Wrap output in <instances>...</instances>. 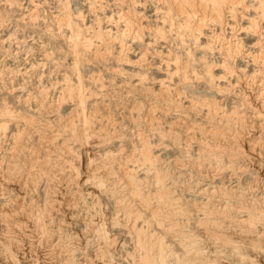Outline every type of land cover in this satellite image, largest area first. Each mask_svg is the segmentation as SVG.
<instances>
[{"label": "rangeland", "instance_id": "rangeland-1", "mask_svg": "<svg viewBox=\"0 0 264 264\" xmlns=\"http://www.w3.org/2000/svg\"><path fill=\"white\" fill-rule=\"evenodd\" d=\"M84 42L89 43V50L83 49ZM178 58L179 60H177ZM206 64L212 66L213 81L211 84L206 77ZM221 65L225 68L223 67V69ZM226 67H229V71H233L232 80L228 77V72H224ZM132 72L135 75L131 74ZM245 72L248 74L251 72V75L244 74ZM263 72L264 0H0V264H86L88 259H94L93 264H104L103 259L97 253L102 249L106 258L108 257L107 264L111 262L114 264V261L117 262L115 264H136L137 261L139 264L140 257L145 252L149 254L147 264H153L155 256L158 255L157 249L160 244L158 241H161L164 248L163 264H187L183 259H186L188 254L184 251V246L179 244V238L190 234L192 236L188 237L198 240V245H201L199 249L203 250H201L203 256L207 255L206 257L202 256L206 258L207 264H213L215 261L217 263L222 254L224 257L230 255V251L227 254L222 238L232 236L231 238L235 239L237 235L234 232L239 231L236 228L232 234L227 231L228 236L224 234L225 231H223L224 233H217L218 230L215 232V229L218 228L214 229L212 224L217 219H207L203 211L200 210L201 206L197 205L205 206L208 202V196L202 191L207 182H214V185L226 186V188L236 187L238 184L243 187L251 186L264 190V176L262 175L264 174V167H262L264 165V147L262 146L264 138L261 139L262 141L260 140L262 143L259 142L260 145L256 146L257 149L262 147L263 151L260 150L262 155L258 154L252 157L254 160L249 156L252 155L249 154L250 151H247L250 142L246 144L247 141L243 140V137L252 138L254 133L259 135L261 128L263 132L260 136L264 134ZM182 73L186 74L188 83H184L182 80ZM253 74H256L257 77L256 75L253 77ZM139 77L144 78L145 84L133 89L135 79ZM158 78L166 82V88L167 91L169 90V97L173 103V108L170 111H165L166 116L162 115L163 117L158 110L163 106V108H167L168 104L165 101H155L153 98L160 91L157 81L154 80ZM42 88H46L43 90L44 93L40 92ZM192 88L194 90H191ZM248 89L251 91L249 92ZM151 91L153 92L151 93ZM241 93H245L244 97ZM252 95L253 97H251ZM80 96L82 97L80 98ZM191 99L193 107L188 102ZM193 99H196V102ZM151 101L156 102L157 106L160 105L158 108L156 106L157 109L154 110L156 112L153 113L158 117L157 119L155 117L154 122L164 136L162 139L157 129H148L144 120V115L148 113L147 110L153 104ZM205 102L207 104H201ZM206 109H211L210 111L213 112H208ZM72 110H75L76 114ZM248 110L251 111V114L252 111L262 113L258 124L249 120L248 117L251 114ZM89 112L96 114L97 118L94 117L92 121L96 125L97 131H103L104 135H96L98 137L96 138L93 137L95 132L90 133L92 136H87L88 140L85 142L82 139L87 137L77 136L74 131L83 124L82 116H78V114L89 115ZM233 112L244 114L248 120L245 129L241 128L240 142L237 143L242 146L235 145L238 151L244 155L242 157L246 155L247 159L242 158L248 160L245 161L246 165L250 161L248 167L246 165L245 168L244 166L239 167L240 163L238 164L235 159L232 160L230 157L231 161L222 152L218 156H222L219 158V163L196 156L199 134L197 131L191 130L194 129L193 127L187 129L186 121L192 124V120H195V123H199L201 120V123L203 121L206 124L201 116L204 117L207 113L212 118L215 116L213 119L215 123L218 121L222 123L226 116L234 114ZM72 113L74 116L71 115ZM192 113L196 115L189 116ZM226 113L227 115L224 116ZM58 117L63 119V121L60 119L62 123ZM195 117L198 119L197 122V119H192ZM66 118H70V120L67 119L68 124H66ZM176 119L181 120L178 122ZM170 121L174 126L176 123L178 124L176 127L173 126L176 128L175 131L177 130L176 134L183 136L181 132L187 133L190 141L186 137H180L176 141L172 139L166 132L169 123L171 124ZM233 121L234 123H231L234 125V130L240 131L239 123ZM181 122L182 126L185 125L183 131L179 129ZM75 127L76 129H74ZM222 131L224 132L220 128L218 133L221 134ZM191 135L194 136L192 139ZM142 137L149 140L150 152L156 157L154 166L149 165V161L144 162L140 156ZM16 138L21 141H18V146L15 145ZM81 141L83 143H80ZM220 142L223 144L220 143L215 148L225 150V148L230 149L233 146L225 143V140ZM165 144L169 146H165ZM62 145L68 147L61 148ZM12 148L17 156L19 154L17 160L15 156L11 158L9 156V152L13 151ZM31 149L40 162H44H42L44 169L30 164L29 152ZM243 150L248 153L246 154ZM39 152L41 153L39 154ZM69 153L70 155H68ZM173 159L175 161L179 159L183 164L178 160L174 162ZM205 160H208V163ZM259 161H263V164ZM235 163L236 165H233ZM254 163H258L257 167ZM218 164L220 165L218 166ZM8 165H17V168L18 165L22 166L16 170V167ZM23 165L27 168H23ZM120 165L127 167L136 178L138 183L136 194L129 191L125 179L119 172ZM251 166L252 168H250ZM109 167L112 170H107ZM12 174H22L19 178L21 187L25 186L24 189L22 187L19 190V187H16ZM94 174L96 176H92ZM102 175L103 177L107 176L108 179L102 178ZM27 176L31 178L29 179ZM198 176H202V179ZM221 177H224L223 180ZM254 177L258 179H254ZM209 179L212 180L209 181ZM198 181L200 184H197ZM115 183L117 186H114ZM119 183L120 185H118ZM197 185L198 187H196ZM121 187L123 189H120ZM23 190L25 191L23 192ZM115 190L119 193L118 197L113 193ZM103 191L105 192L103 193ZM166 192L167 195L168 193L172 194L169 195L171 200L176 198L173 201L179 203L178 207L186 213H182L184 217L180 213L176 215L171 210L168 211L169 209L162 207L160 197ZM255 192L253 191V193ZM123 193L124 195H120ZM19 194L23 197L18 201L15 197ZM115 197L116 199H125L126 203L129 201V205H126L132 209L136 217V231L125 226L128 225L125 221L126 214L122 208L116 206ZM135 198L143 200L141 205ZM191 202H194V205L196 202L195 209ZM230 202H233L232 198ZM90 205L93 206V210H91L92 207H89ZM87 206L90 208L89 210ZM197 212L199 213L197 214ZM29 213L31 215H28ZM188 214L189 216H187ZM194 220L197 224L194 223ZM122 222L125 224L123 225ZM226 222L222 223L221 230H228L229 223L227 225ZM126 229H129V232ZM168 229L170 230L168 231ZM130 230L133 234L130 233ZM230 230L233 231L232 228ZM138 232H140L139 237L136 235ZM233 235L236 236L233 238ZM103 237L109 239L114 237L112 240L115 239V241L110 245L111 253L108 251L110 247L102 246ZM139 238L143 248L138 245ZM217 240L221 243H218ZM235 240L239 241V238L237 237ZM66 248H70L69 251ZM106 248L108 253L105 251ZM112 255L113 257H111ZM87 256L88 259H85ZM68 257H72L70 259L73 260L72 263L68 261ZM96 259L100 260V263Z\"/></svg>", "mask_w": 264, "mask_h": 264}, {"label": "bare ground", "instance_id": "bare-ground-1", "mask_svg": "<svg viewBox=\"0 0 264 264\" xmlns=\"http://www.w3.org/2000/svg\"><path fill=\"white\" fill-rule=\"evenodd\" d=\"M248 2V1H247ZM71 21V20H70ZM71 30H72V28H71ZM76 30V29H75ZM72 32H73V30H72ZM206 34V33H205ZM111 35V34H110ZM73 36H74V34H73ZM81 36H82V34H81ZM102 37V36H101ZM73 39V38H72ZM103 41H104V39H103ZM107 41V40H106ZM105 41V42H106ZM104 42V43H105ZM107 43V42H106ZM209 44V43H208ZM110 45V44H109ZM105 47V46H104ZM121 47V46H120ZM145 47V46H144ZM89 48H90V45H89V43H86V42H84L83 43V49L84 50H89ZM106 48H107V45H106ZM203 48V47H202ZM205 49V48H204ZM203 49V50H204ZM249 50V49H248ZM251 51V50H250ZM164 53V52H163ZM190 53V52H189ZM245 53V52H244ZM239 54V53H238ZM243 54V53H242ZM248 55V54H247ZM123 57V56H122ZM124 57H126V56H124ZM211 57V56H210ZM214 57V56H213ZM199 58H200V56H199ZM202 58V57H201ZM207 58H208V56H207ZM131 59V58H130ZM225 59V58H224ZM230 59V58H229ZM177 60H179V58L177 59ZM194 60V59H193ZM204 60H206L207 61V59H204ZM211 60V59H210ZM76 61V60H75ZM118 61V60H117ZM131 61V60H130ZM143 61V60H142ZM213 61H215L214 59H213ZM226 61V60H225ZM224 61V62H225ZM231 61V60H230ZM258 61V60H257ZM215 62H217V61H215ZM214 62V63H215ZM258 63H259V61H258ZM204 64V63H203ZM212 64V63H211ZM219 64V63H218ZM222 64V63H221ZM237 64V63H236ZM261 64V63H260ZM176 65H177V63H176ZM183 65V64H182ZM192 65H194V64H192ZM191 65V66H192ZM207 65V64H206ZM235 65V64H234ZM195 66V65H194ZM222 66V65H221ZM226 66V65H225ZM228 66V65H227ZM232 66V65H231ZM159 67V66H158ZM212 67V66H211ZM210 67V65H207V68H206V77H207V79L209 80V84H211L212 83V81H213V79H212V76H213V74H212V71H211V68ZM224 66H222V68H223ZM230 67V66H229ZM229 67H226L227 69L229 68ZM236 67V66H235ZM234 67V68H235ZM183 68V67H182ZM225 68V67H224ZM223 68V69H224ZM237 68H238V65H237ZM237 68H235V69H237ZM243 69H244V67H242ZM241 68V69H242ZM246 68V67H245ZM227 69H225V71L224 72H228V77L229 78H231V80L233 79V74H232V72H231V70L229 71V69L227 70ZM231 69V68H230ZM233 69V68H232ZM240 68H239V70H241ZM242 69V70H243ZM255 69V68H254ZM258 69V68H257ZM245 70V69H244ZM243 70V71H244ZM260 70V69H259ZM231 72V73H230ZM247 72V71H246ZM244 73V74H247V75H249L248 73ZM254 72V71H253ZM258 72V71H257ZM134 72H132L131 74H133ZM192 73H193V70H192ZM198 73V72H197ZM242 73V72H241ZM259 73H261L260 71H259ZM264 73V72H263ZM262 73V74H263ZM133 75H135V74H133ZM138 75V74H137ZM137 75H136V77H137ZM251 75V74H250ZM256 75V74H255ZM255 75L253 74V77H255ZM264 75V74H263ZM246 76V75H245ZM153 77V76H152ZM159 77V76H158ZM215 77H216V75H215ZM220 77H221V75H220ZM256 77H257V75H256ZM133 78V77H132ZM156 78V77H155ZM181 78H182V80L184 81V83H188V78H187V76H186V74L185 73H182L181 74ZM214 78V77H213ZM226 78V77H225ZM237 78H240V77H237ZM242 78V77H241ZM263 79H264V77H263ZM146 80V79H145ZM153 80V79H152ZM155 81H157V85L160 87V91L158 92V94H156V96H153V98L155 99V101H165V103L166 104H168V106H167V108H163V107H161L162 109H160V110H158L159 111V114H161V117H163V116H166V113H165V111L167 112L168 110L170 111L171 110V108H173V103L171 102V100H170V98L171 97H169V93H168V91H167V85H166V82L164 81V80H160L159 78L158 79H154ZM230 80V79H229ZM182 81V82H183ZM242 81V80H241ZM253 81H255V79H253ZM58 82V81H57ZM151 82V81H150ZM169 82V81H168ZM238 82V81H237ZM260 82H261V80H260ZM152 83V82H151ZM155 83V82H154ZM253 83V82H252ZM261 83H263V82H261ZM145 84V81H144V78H141V77H139V78H137V79H135V82H134V84H133V89H135L134 87H142L143 85ZM255 84H256V82L254 83V86H255ZM258 84V83H257ZM260 84V83H259ZM176 85V84H175ZM219 85V84H218ZM252 85V84H251ZM261 85V84H260ZM61 86V85H60ZM169 86V85H168ZM233 86V85H232ZM243 86V85H242ZM253 86V85H252ZM257 86V85H256ZM64 87V86H63ZM103 87V86H102ZM146 87H148V86H146ZM185 87L187 88V86H186V84H185ZM185 87H184V89H185ZM188 87H190V86H188ZM258 87V86H257ZM37 88V87H36ZM150 88V87H149ZM163 88H166V89H163ZM182 88V87H181ZM261 88V87H260ZM262 88H263V86H262ZM44 89H46V88H44ZM43 88L41 89V91L40 92H42L43 90H44ZM131 89V88H130ZM139 89V88H138ZM153 89V88H152ZM175 89H176V87H175ZM190 89V88H189ZM219 89V88H218ZM225 89V88H224ZM232 89V88H231ZM254 89V88H253ZM264 89V88H263ZM141 90V89H140ZM181 90V89H180ZM191 90H194L193 88L191 89ZM229 90V89H228ZM249 90V89H248ZM256 90V89H255ZM258 90V89H257ZM82 91V90H81ZM81 91H80V93H81ZM134 91V90H133ZM147 91V90H146ZM145 91V92H146ZM149 91V90H148ZM175 91V90H174ZM196 91V90H195ZM247 91V90H246ZM251 90H249V92H250ZM253 91V90H252ZM262 91V90H261ZM153 91H151V93H152ZM193 93H194V91H192ZM197 92V91H196ZM231 92V91H230ZM244 92H245V90H244ZM262 92H264V91H262ZM261 92V93H262ZM43 93H44V91H43ZM42 93V94H43ZM45 93H47L46 91H45ZM75 93V92H74ZM141 93V92H140ZM188 93V92H187ZM191 93V92H190ZM85 94V93H84ZM107 94V93H106ZM125 94V93H124ZM149 94H150V92H149ZM178 94V93H177ZM176 94V95H177ZM180 94V93H179ZM195 94V93H194ZM240 94V93H239ZM238 94V95H239ZM242 94V93H241ZM243 94H245V93H243ZM242 94V95H243ZM247 94H249V93H247ZM251 94H252V92H251ZM258 94V93H257ZM81 95V94H80ZM150 95H152V94H150ZM212 95V94H211ZM236 95V94H235ZM255 95V94H254ZM263 95V94H262ZM45 96V95H44ZM83 96V95H82ZM82 96H80V98L82 97ZM85 96V95H84ZM112 96V95H111ZM139 96V95H138ZM175 96V95H174ZM185 96V95H184ZM183 96V97H184ZM257 96V95H256ZM264 96V95H263ZM190 97V96H189ZM188 97V98H189ZM243 97H244V95H243ZM242 96H241V98H243ZM250 97V96H249ZM251 97H253V95L251 96ZM260 97V96H259ZM259 97H257V98H259ZM28 98V97H27ZM37 99H38V97H36ZM67 98V97H66ZM174 98V97H173ZM192 98V97H191ZM246 98L248 99V97L246 96ZM33 99V98H32ZM43 100H44V98H42ZM75 99H77V98H75ZM74 99V100H75ZM133 99V98H132ZM181 99V98H180ZM250 99V98H249ZM43 100H41L42 102H43ZM172 100H174V99H172ZM176 100V99H175ZM185 100H186V98H185ZM194 100V99H193ZM196 100V99H195ZM194 100V101H195ZM241 100V99H240ZM243 100V99H242ZM35 101V100H34ZM36 101H38V100H36ZM76 101V100H75ZM84 101V100H83ZM130 101V100H129ZM197 101H199V100H197ZM244 101V100H243ZM77 102V101H76ZM79 102H80V100H79ZM78 102V103H79ZM82 102V101H81ZM122 102V101H121ZM152 102V101H151ZM157 102V103H158ZM176 102V101H175ZM189 103H190V106H192L193 105V101H192V99L191 100H189L188 101ZM196 102V101H195ZM203 102V101H202ZM255 102V101H254ZM44 103H45V100H44ZM43 103V104H44ZM47 103H48V101H47ZM96 103V102H95ZM98 103V102H97ZM106 103V102H105ZM153 104L151 105L150 103V109H148L147 110V114H145L144 115V117H145V123L147 124V126H148V129H150V130H156L157 129V132L160 134V138L162 139V136H163V134L162 133H160L161 132V130L160 129H158L157 128V126H156V124H155V122H154V120H156L158 117H156L155 115V113H153V112H156V111H154V110H156L157 108H158V106H160V105H156V102H152ZM162 103V102H161ZM177 103H178V101H177ZM210 103V102H209ZM242 103V102H241ZM36 104V103H35ZM38 104V103H37ZM36 104V105H37ZM42 104V103H41ZM42 104V105H43ZM55 104V103H54ZM82 104V103H81ZM155 104V105H154ZM159 104V103H158ZM179 104V103H178ZM201 104H207L206 102L205 103H201ZM243 104H244V102H243ZM246 104H249V103H246ZM79 105V104H78ZM128 105V104H127ZM196 105V104H195ZM194 105V106H195ZM50 106V105H49ZM80 106H82V105H80ZM83 106H84V103H83ZM86 106V105H85ZM96 106H97V104H96ZM133 106V105H132ZM156 106H157V108H156ZM189 106V107H190ZM216 106H217V104H216ZM74 107H76V106H74ZM139 107H141V106H139ZM178 107V106H177ZM193 107V106H192ZM213 107V106H212ZM221 107V106H220ZM219 107V108H220ZM234 107V106H233ZM232 107V108H233ZM236 107V106H235ZM251 107V106H250ZM254 107V106H253ZM48 108V107H47ZM78 108H79V106H78ZM84 108V107H83ZM133 108V107H132ZM188 108V107H187ZM191 108V107H190ZM197 108V107H196ZM209 108V107H208ZM222 108V107H221ZM224 108V107H223ZM243 108V107H242ZM255 108V107H254ZM56 109V108H55ZM72 109H73V107H72ZM75 109V108H74ZM81 109H82V107H81ZM145 109V108H144ZM174 109H175V107H174ZM174 109H172V110H174ZM216 109V108H215ZM225 109V108H224ZM257 109H259V108H257ZM45 110V109H44ZM71 110V109H70ZM131 110V109H130ZM141 110V109H140ZM180 110V112H181V108L179 109ZM186 110H191V109H186ZM196 110V109H195ZM208 112H211L210 110L211 109H206ZM233 110H234V108H233ZM232 110V111H233ZM247 110V109H246ZM80 111V110H79ZM78 111V112H79ZM83 111V110H82ZM86 111H89V110H87L86 109ZM131 111H133V109L131 110ZM135 111V110H134ZM194 111V110H193ZM199 111V110H198ZM243 111V110H242ZM241 111V112H242ZM249 112H250V114H251V111L250 110H248ZM260 111V110H259ZM72 112H74V114H76L75 113V110L73 111L72 110ZM94 112V111H93ZM136 112V111H135ZM183 112V111H182ZM192 112V111H191ZM213 112V111H212ZM211 112V113H212ZM245 112V111H244ZM243 112V113H244ZM263 112H264V110H263ZM9 113V112H8ZM71 113V112H70ZM90 113V112H89ZM88 113V114H89ZM98 113V112H97ZM169 113V112H168ZM185 113H187V112H185ZM202 113V112H201ZM229 113H230V110H229ZM234 113V112H233ZM246 113V112H245ZM81 113H79L78 114V116H82L81 117V120L83 121V124H82V126L80 125V128H78L77 126V129L78 130H76V131H74L75 132V134H77V136H80V137H87V136H89V135H91L90 133H93V132H95V133H93V137H96V138H98L97 136H103L104 135V133L102 134V132H99V131H97V128H96V125H94V123H93V118L96 116V114H89V115H85L86 113H83V114H81ZM144 114V113H143ZM143 114H142V116H143ZM182 114V113H181ZM190 114V113H189ZM195 114V113H194ZM193 113L191 114V115H189V116H191L192 117V115H194ZM196 114H197V112H196ZM195 114V115H196ZM224 114V113H223ZM262 114V113H261ZM261 114L260 113H258V111L257 112H253L252 111V114L248 117L249 118V120H251V122H253V123H257V122H259L260 120V117H262L261 116ZM71 115H73V113L71 114ZM112 115V114H111ZM163 115V116H162ZM183 115H185V114H183ZM182 115V116H183ZM200 115V114H199ZM210 114H208L207 115V113H206V116H201L204 120H205V122H206V124L205 123H203V121H202V123H201V120H200V122L199 123H195L194 121L195 120H192V122H191V120H190V122L192 123V124H190L189 123V121H186V119H184L185 121H186V128L188 129V128H194V129H191V130H193L194 132L195 131H197L198 132V134H199V140H198V142H197V155L196 156H199V157H201L202 159L203 158H207V159H209L210 161L211 160H214V161H216L217 163H219L220 162V159L219 158H222V156L221 157H218L219 155H220V153L222 152V153H224L226 156H227V158H229L230 160H231V158H232V160L233 159H235L237 162H238V164H239V167H243L244 166V168H245V165H246V162L245 161H248V160H243L242 158H245L246 157V155H245V157H242V156H244L243 154H241V152L240 151H238V148L236 147L237 145H239L240 147L242 146L241 144H237L238 142H240L239 141V139H240V137H241V132H242V129H245V124L247 123V117L244 115V114H239V113H234V114H230V115H227V113L224 115V116H226V118L224 119V118H222V119H224V121L221 123L220 121H218V122H220V123H218V122H214V120L213 119H215L214 117L212 118L211 116H209ZM214 115V114H213ZM246 115H247V113H246ZM62 116V115H61ZM64 116V115H63ZM74 116V115H73ZM76 116V115H75ZM97 116H99V115H97ZM140 116V115H139ZM138 116V117H139ZM159 116V115H158ZM178 116H180V115H178ZM197 116H198V114H197ZM68 117V116H67ZM71 117V116H70ZM141 117V116H140ZM155 117H156V119H155ZM185 117V116H184ZM187 117V116H186ZM190 117V118H191ZM220 118H221V116H219ZM59 118V121H61L60 119H62V118H60V117H58ZM80 118V117H79ZM95 118H97V117H95ZM135 118H137V117H135ZM183 118V117H182ZM67 119H69L70 120V118H66V121H67ZM163 119V118H162ZM165 119V118H164ZM179 119V118H178ZM189 119V118H188ZM192 119H197L196 117L195 118H192ZM219 119V118H218ZM72 120V119H71ZM80 120V119H79ZM80 120V121H81ZM103 120V119H102ZM167 120V119H166ZM177 120V119H176ZM181 120V119H180ZM180 120L178 121V122H180ZM221 120V119H220ZM233 120H235V122H238L239 124H238V126L240 127V131L239 130H234V125L232 124V123H234V121ZM62 121H63V119H62ZM62 121H61V123H62ZM64 121H65V116H64ZM73 121V120H72ZM96 121V120H95ZM138 121V120H137ZM158 121V120H157ZM160 121H161V119H160ZM164 121V120H163ZM168 121V120H167ZM198 121V119L196 120V122ZM217 121V120H216ZM159 122V121H158ZM157 122V123H158ZM166 124H167V122L166 121H164ZM171 122V121H170ZM183 122V121H182ZM182 122H181V124H180V126H181V128H179L181 131H183V127L185 126V125H183L182 126ZM232 122V123H231ZM57 123V122H56ZM65 123V122H64ZM63 123V124H64ZM82 123V122H81ZM160 123H162V122H160ZM165 123H163L164 125H165ZM169 123V122H168ZM187 123H189V125H187ZM66 124H68V121H67V123ZM69 124H72V123H69ZM159 124V123H158ZM171 124H173V122H171ZM171 124L169 123V126L167 127V129H166V132H168V134H169V136L172 138V139H174L175 141L176 140H178L180 137H186L187 139H189V137H188V134L187 133H182L181 132V134L183 135V136H180V135H178V134H176V131H175V129L176 128H174V127H176L178 124L176 123V126H174V124L171 126ZM235 124H237V123H235ZM251 124V123H250ZM258 124V123H257ZM31 125V124H30ZM161 125V124H160ZM1 126V125H0ZM64 126H65V124H64ZM67 126V125H66ZM73 126V125H72ZM159 126V125H158ZM174 126V127H173ZM74 127V126H73ZM72 127V128H73ZM76 127L74 128V129H76ZM166 127V126H165ZM238 127V128H239ZM250 127V126H249ZM263 127V126H262ZM2 128V127H1ZM24 128V127H23ZM65 128V127H64ZM71 128V127H70ZM220 128H222V130H224V132L223 133H218V130L220 129ZM96 129V130H95ZM165 129V128H164ZM260 129V128H259ZM258 129V130H259ZM4 130V129H3ZM28 130V129H27ZM234 130V131H233ZM26 131V130H25ZM164 131V130H163ZM185 131V130H184ZM193 131H189V132H193ZM51 132V131H50ZM77 132V133H76ZM165 132V131H164ZM246 132V131H245ZM254 132H255V130H254ZM253 132V133H254ZM262 132H263V130H262V128H261V130H260V134H262ZM15 133V132H14ZM108 133V132H107ZM144 133V132H143ZM179 133V132H178ZM94 134H95V136H94ZM162 134V135H161ZM189 134H191V133H189ZM249 134V133H248ZM256 133H254V135L252 136V138H249V139H246V138H244L243 136V140H245V141H247V143L246 144H248V142H250L249 143V145H248V149H247V151H250V153L249 154H252V155H249V156H251V158L252 157H254V156H256V155H258V154H261L260 152L261 151H263V149H261L262 147H258L259 149H257V145H260V144H258L259 142H261L262 140V138H264V134L263 135H261L260 136V134L259 135H255ZM25 135V134H24ZM51 135V134H50ZM97 135V136H96ZM165 135H167V134H165ZM194 135H196V133H194ZM22 136V135H21ZM92 136V135H91ZM105 136H106V134H105ZM13 137H14V134H13ZM15 137H16V135H15ZM23 137V136H22ZM90 137V136H89ZM110 137V136H109ZM111 137H113L112 135H111ZM110 137V138H111ZM164 137V136H163ZM194 137V136H193ZM192 137V135H191V139L193 138ZM17 138H18V136H17ZM16 138V146H18V141L19 142H21L20 140H18ZM101 138H103V137H101ZM108 138V137H107ZM198 138V137H197ZM34 139V138H33ZM81 139V138H80ZM105 139V138H104ZM104 139H103V141H104ZM187 139H186V141H187ZM258 139V140H257ZM15 140V139H14ZM14 140H13V142H14ZM23 140V139H22ZM82 140H85V142L88 140V137L86 138V139H82ZM96 140H98V139H96ZM105 140H107V139H105ZM110 140V139H109ZM141 140H142V142H141V148H140V156H141V158L144 160V162L145 161H149V165L151 164V166H154V163H155V161H156V157L154 156V155H152V152H150V145H149V140H148V138H144V137H142L141 138ZM174 140H173V142H174ZM185 140V139H184ZM196 140V141H197ZM221 140H225L226 142L225 143H227L228 145H233L230 149H226L225 148V150H221V148L220 149H217V148H215L216 146H218L220 143H222V142H220ZM261 140V141H260ZM264 140V139H263ZM24 141V140H23ZM98 141H102V140H98ZM189 141H190V139H189ZM192 141V140H191ZM27 142V141H26ZM42 142V141H41ZM44 142V141H43ZM59 142V141H58ZM66 142V141H65ZM106 142V141H105ZM183 142H185V141H183ZM56 143V142H55ZM68 143V142H67ZM67 143H65V144H67ZM80 143H83L82 141L80 142ZM177 143V142H176ZM224 143V144H225ZM245 143V142H244ZM262 143V142H261ZM36 144V143H35ZM47 144V143H46ZM58 144V143H57ZM62 144H63V140H62ZM96 144V143H95ZM178 144V143H177ZM186 144V143H185ZM223 144V143H222ZM226 144V145H227ZM27 145V144H26ZM168 144H165V146H167ZM179 145V144H178ZM236 145V146H235ZM12 146V145H11ZM40 146V145H39ZM63 146H66V145H62L61 146V148H63ZM169 146V145H168ZM244 146V145H243ZM263 147H264V145H262ZM35 147V146H34ZM42 147V146H41ZM66 147H68V146H66ZM222 147V146H221ZM38 148V147H37ZM51 148V147H50ZM244 148V147H243ZM27 149V148H26ZM35 149V148H34ZM42 149V148H41ZM66 149V148H65ZM183 149H185L186 150V148H183ZM240 150H241V148H239ZM12 150H13V148H12ZM37 150V149H36ZM184 150V151H185ZM191 150H193V149H191ZM261 150V151H260ZM18 151V150H17ZM43 151H45V150H43ZM48 151V150H47ZM60 151V150H59ZM62 151V150H61ZM244 151V150H243ZM7 152V151H6ZM24 152V151H23ZM67 152V151H66ZM107 152V151H106ZM245 153H246V151H244ZM264 152V151H263ZM10 153V158L11 157H14L15 156V158H16V160H17V158L19 157V154H18V156H17V154H16V152H15V150H13V151H11V152H9ZM41 152H39V154H40ZM45 153V152H44ZM50 153V152H49ZM63 153H64V151H63ZM243 153V152H242ZM244 153V154H245ZM248 153V152H247ZM246 153V154H247ZM29 158H30V164H34V165H36V167H38V168H43V161H41L40 162V160L38 159V157L35 155V152L34 151H32V149H31V151L29 152ZM112 154V153H111ZM59 155V154H58ZM65 155V154H64ZM67 155V154H66ZM68 155H70V153L68 154ZM223 155V154H222ZM262 155V154H261ZM17 156V157H16ZM187 156V155H186ZM193 156V155H192ZM194 156H195V154H194ZM248 156V157H249ZM70 157V156H69ZM175 157V156H174ZM218 157V158H217ZM223 157H224V155H223ZM231 157V158H230ZM261 157V156H260ZM4 158V157H3ZM15 158H14V160H15ZM22 158H24V157H22ZM70 158H72V157H70ZM73 158H74V156H73ZM104 158V157H103ZM117 158V157H116ZM139 158V157H138ZM175 158H177V157H175ZM195 158H197V157H195ZM13 159V158H12ZM25 159V158H24ZM50 159V158H49ZM66 159V158H65ZM102 159V158H101ZM111 159V158H110ZM245 159H247V158H245ZM250 159V158H249ZM253 160H254V158H252ZM251 159V160H252ZM257 159V158H256ZM261 159V158H260ZM14 160H12V161H14ZM47 160V159H46ZM179 161V159H176V161ZM223 160V159H222ZM231 160V161H232ZM252 160V161H253ZM258 160V159H257ZM264 160V159H263ZM27 161H29V160H27ZM50 161V160H49ZM107 161V160H106ZM108 161H111V160H108ZM163 161V160H162ZM169 161V160H168ZM173 161L174 162H176L174 159H173ZM181 161V160H180ZM179 161V162H180ZM200 161H203V160H200ZM205 161H207V163H208V160H205ZM229 161V160H228ZM256 161V160H255ZM261 161V160H260ZM259 161V162H260ZM15 162V161H14ZM43 162V163H42ZM115 162V161H114ZM198 162V161H197ZM224 162V161H223ZM223 162H221V164L223 163ZM234 162V161H233ZM232 162V163H233ZM250 162V161H249ZM248 162V163H249ZM258 162V163H259ZM263 162V161H262ZM262 162H260L261 164H263ZM8 163V162H7ZM7 163H6V165H7ZM17 163V162H16ZM46 163V162H45ZM49 163V162H48ZM47 163V164H48ZM76 163V162H75ZM125 163V162H124ZM173 163V162H172ZM171 163V164H172ZM180 163H182L183 164V162H180ZM199 163V162H198ZM202 163H204V162H202ZM228 163V162H227ZM248 163H247V167H248ZM251 163H253V162H251ZM257 163V164H258ZM9 164H10V162H9ZM11 164H12V162H11ZM26 164V163H25ZM29 164V165H30ZM59 164V163H58ZM61 164V163H60ZM101 164V163H100ZM107 164H109V163H107ZM113 164V163H112ZM115 164V163H114ZM170 164V165H171ZM175 164V163H174ZM182 164H180V165H182ZM195 164V163H194ZM193 164V165H194ZM226 164V163H225ZM255 164V163H254ZM257 164H255L256 166L255 167H257ZM15 165V164H14ZM28 165V166H29ZM33 165V166H34ZM126 165V164H125ZM165 165H166V163H165ZM177 165H179V164H177ZM196 165V164H195ZM205 165V164H204ZM220 164H218V166H219ZM223 165V164H222ZM233 165H236V163L235 164H233ZM232 165V166H233ZM251 165V164H250ZM9 166V165H8ZM12 166V165H11ZM11 166H9V167H11ZM17 166V165H16ZM16 166H12V167H16ZM22 165H20V167H21ZM62 166H63V164H62ZM76 166V165H75ZM78 166V165H77ZM107 166H109V165H107ZM160 166V165H159ZM202 166V165H201ZM217 166V165H216ZM224 166V165H223ZM228 166V165H227ZM232 166H231V168H232ZM252 166H253V164H252ZM252 166L250 167V168H252ZM260 166V165H259ZM19 167V165H18V168H20ZM45 167V166H44ZM57 167H58V165H57ZM111 167V166H110ZM108 168L107 170H112V168ZM181 167V166H180ZM192 167V166H191ZM194 167V166H193ZM203 167V166H202ZM201 167V168H202ZM206 168H208L207 166H205ZM226 167V166H225ZM234 167V166H233ZM237 167H238V165H237ZM261 167V166H260ZM262 167H264V165L262 166ZM17 167H16V170L18 169ZM23 168H27V166H25L24 167V165H23ZM48 168V167H47ZM63 168V167H62ZM119 168V172L121 173V176H123V178L125 179L124 181L127 183V185H128V189H129V191L131 192V193H133V194H136V192H137V185H138V183H137V180H136V178L134 177V175L133 174H131L130 172H129V170H128V168L127 167H125V166H119L118 167ZM173 168V167H172ZM199 168V167H198ZM204 168V167H203ZM210 168V167H209ZM211 168H212V165H211ZM216 168V167H215ZM222 169L224 168V167H221ZM230 168V167H229ZM235 168H236V166H235ZM234 168V169H235ZM44 169V168H43ZM45 169H46V167H45ZM50 169H51V167H50ZM50 169H49V171H50ZM105 169V168H104ZM170 169V168H169ZM194 169V168H193ZM195 169H197L196 167H195ZM194 169V170H195ZM221 169V170H222ZM239 169V168H238ZM258 169H259V167L257 168V171H258ZM263 169V168H262ZM31 170V169H30ZM200 170V169H199ZM208 170V169H207ZM220 170V169H219ZM231 170V169H230ZM240 170V169H239ZM245 170V169H244ZM248 170V169H247ZM47 171V170H46ZM65 171V170H64ZM106 171V170H105ZM197 171V170H196ZM202 171H203V169H202ZM216 171V170H215ZM233 171V170H232ZM236 171H237V169H236ZM260 171V170H259ZM175 172V171H174ZM177 172V171H176ZM191 172H193V171H191ZM204 172V171H203ZM221 172V171H220ZM235 172V171H234ZM262 172V171H261ZM34 173V172H33ZM111 173V172H110ZM190 173V172H189ZM199 173V172H198ZM219 173V172H218ZM263 173H264V171H263ZM17 174V173H16ZM14 175V174H12V175H14V179H15V184H16V187H19L18 189L20 190V188H22L23 187V189H24V187L25 186H22L21 187V180H20V178H19V176L21 175L22 176V174H19V175ZM28 174V173H27ZM50 174V173H49ZM49 174H47V175H49ZM97 174V173H96ZM175 174V173H174ZM194 174V173H193ZM201 174V173H200ZM214 174H215V172H214ZM230 174H231V172H230ZM26 175V174H25ZM104 175V174H103ZM103 175H102V178H107V176H104L103 177ZM176 175V174H175ZM178 175V174H177ZM188 175V174H187ZM191 175V174H190ZM203 175H205V174H203ZM202 175V176H203ZM207 175H209L208 173H207ZM206 175V176H207ZM263 176H264V174H262ZM30 176V175H29ZM33 176V175H32ZM92 176H96L95 174L94 175H92ZM100 176V175H99ZM189 176V175H188ZM193 176V175H192ZM202 176H198V177H201V179H202ZM214 176V175H213ZM227 176V175H226ZM230 176V175H229ZM228 176V177H229ZM232 176H233V174H232ZM235 176V175H234ZM252 176V175H251ZM256 176V175H255ZM258 176H260V175H258ZM13 177V176H12ZM28 177V176H27ZM26 177V178H27ZM37 177H39V176H37ZM36 177V179H38ZM49 177V176H48ZM171 177V176H170ZM197 177V176H196ZM195 177V178H196ZM204 177V176H203ZM208 177V176H207ZM29 178V177H28ZM27 178V179H28ZM31 178V177H30ZM29 178V179H30ZM93 178V177H92ZM105 178V179H106ZM122 178V179H123ZM189 178V177H188ZM209 178H211V177H209ZM222 178V177H221ZM220 178V179H221ZM224 178V177H223ZM223 178L221 179V180H223ZM23 179H25V178H23ZM108 179V178H107ZM191 179V178H190ZM193 179V178H192ZM198 179V178H197ZM201 179H200V181H201ZM205 179H207V178H205ZM254 179H258L257 177H254ZM33 180V179H32ZM110 180V179H109ZM187 180V179H186ZM194 180V179H193ZM192 180V181H193ZM210 180H212V179H209V181ZM217 180V179H216ZM220 180V181H221ZM233 180V179H232ZM247 180V179H246ZM29 181V180H28ZM31 181V180H30ZM37 181V180H36ZM103 181V180H102ZM117 181V180H116ZM192 181H191V183H192ZM200 181H198L199 183H197V184H200ZM218 181V180H217ZM230 181V180H229ZM251 181V180H250ZM254 181V180H253ZM258 181V180H257ZM35 182V181H34ZM33 182V183H34ZM93 182H94V179H93ZM118 182H120V181H118ZM187 182H188V180H187ZM205 182V181H204ZM216 182V181H215ZM225 182V181H224ZM117 183V182H116ZM116 183H115V185L114 186H117L116 185ZM125 183V184H126ZM164 183V182H163ZM190 183V182H189ZM191 183H190V185H191ZM214 182H207L206 184V187H205V189H202V191H203V193L204 194H206L207 196H208V202L207 201H205V202H207V204L205 205V202H204V205L205 206H202L201 204L200 205H197L196 204V202H195V205H194V202L192 203V205H194V209L196 208L195 206L197 205V206H201L200 207V210H202L203 211V214H204V216H206V218L207 219H217L215 222H213V220L212 221H210L211 223L213 222V224L212 225H214V229L215 228H218V229H215V232H216V230H218L217 231V233L218 232H223V231H225V233L224 234H226L227 235V231H230L231 233L230 234H232L236 229L239 231V232H234V234H236V235H233V238L235 237V239H237V237L239 238V241L238 240H235V239H232L231 237H228V238H226V237H224V238H222V239H224V242H225V249L227 250V254H228V251H230L229 253H230V255H228V256H226L225 255V257L223 256V254L221 255L220 253V259H219V257H218V262L217 263H213V264H264V190H259V189H255V188H253V187H243V186H240V185H238L237 184V186L236 187H231V188H229V187H227L226 188V186L225 187H223V186H216V185H214L213 184ZM217 183V182H216ZM260 183H261V181H260ZM263 183V182H262ZM24 184V183H23ZM110 184V183H109ZM112 184V183H111ZM122 184H124V183H122ZM187 184V183H186ZM186 184H184L185 186H186ZM194 184V183H193ZM192 184V185H193ZM196 184V183H195ZM218 184V183H217ZM221 184H222V182H221ZM233 184V183H232ZM235 184V183H234ZM257 184V183H256ZM93 185V184H92ZM96 185H97V183H96ZM107 185V184H106ZM118 185H120V183L118 184ZM224 185H226V184H224ZM254 185V184H253ZM263 185H264V183H263ZM15 186V185H14ZM98 186V185H97ZM129 186H130V188H129ZM195 186V185H194ZM202 186V185H201ZM228 186V185H227ZM258 186V185H257ZM33 187V186H32ZM122 187H125V186H123L122 185ZM120 188V189H123V188ZM127 187V186H126ZM191 187V186H190ZM196 187H198V185L196 186ZM203 187V186H202ZM255 187V186H254ZM263 187V186H262ZM168 188V187H167ZM187 188H189L188 186H187ZM193 188V187H192ZM229 188V189H228ZM253 188V189H252ZM28 189V188H27ZM100 189V188H99ZM116 189V188H115ZM196 189V188H195ZM200 189V190H201ZM264 189V188H263ZM22 190V189H21ZM102 190H103V188H102ZM111 190V189H110ZM168 190V189H167ZM170 190V189H169ZM173 190V189H172ZM186 190V189H185ZM190 190V189H189ZM25 190H23V192H24ZM116 191L117 190H115V192L113 191V193H115L116 194V197H118V195L117 194H119L118 193V191H117V193H116ZM120 191V190H119ZM186 191H188V190H186ZM198 191V190H197ZM201 191V192H202ZM253 191H256L255 193H253ZM23 192H21L20 191V193H23ZM102 192V191H101ZM105 191H103V193H104ZM111 192V191H110ZM126 192V191H125ZM170 192H171V190H170ZM173 192V191H172ZM200 192V191H199ZM198 192V193H199ZM200 192V193H201ZM107 193V192H106ZM120 193H121V191H120ZM25 194V193H24ZM138 194V193H137ZM174 194V193H173ZM21 194H19V195H17L15 198H16V200H20V198H22L23 196H20ZM114 195V194H113ZM120 195H124V193L123 194H120ZM131 195V194H130ZM169 195H170V193H168V195H167V192H166V194H163L161 197H160V202L163 204V206L162 207H165L166 209H169L168 211H172V212H174L176 215H177V213L179 214H181L182 216H183V214L185 213L184 211V213L182 212V208H179L178 206H179V203H177V202H174L173 200H175L176 198H172L173 200H171V198L169 197ZM172 195V194H171ZM170 195V196H171ZM205 195V196H206ZM34 196V195H33ZM45 196V195H44ZM115 196V195H114ZM136 196H138V195H136ZM47 197V196H46ZM88 197V196H87ZM116 197H115V199H116ZM127 198V197H126ZM231 198H232V200H233V202L231 203L230 201H231ZM94 199V198H93ZM114 199V198H113ZM121 199V198H120ZM116 199L115 200V203H117L116 204V206L117 207H119V208H122V210H123V212L126 214L125 216H126V219H125V221L128 223V225L126 224L125 226H129V229H133V230H137L136 229V227H137V225H136V217H135V215L133 214L134 212L132 211V209H130L126 204H128L129 203V201H128V203H126L127 201L125 200V199ZM178 199V198H177ZM49 200V199H48ZM129 200V199H128ZM135 200H137L138 201V203L141 205V202L143 201H141V198L139 199V198H135ZM155 200V199H154ZM21 201H22V199H21ZM93 201V200H92ZM91 201V202H92ZM176 201H178V200H176ZM193 201V200H192ZM100 203V202H99ZM92 204H94L93 202H92ZM199 204V203H198ZM129 205V204H128ZM181 205V204H180ZM134 206V205H133ZM88 207V206H87ZM90 208L92 207V209L91 210H93V206H89ZM88 207V210L90 209ZM186 207H188V206H186ZM8 208V207H7ZM98 208V207H97ZM114 208V207H113ZM39 209H40V207H39ZM45 210V209H44ZM102 210V209H101ZM184 210V209H183ZM198 210V209H197ZM199 210V211H200ZM194 211V210H193ZM192 211V212H193ZM196 211V210H195ZM86 212V211H85ZM89 212V211H88ZM189 212V211H188ZM201 212V211H200ZM36 213V212H35ZM35 213H33V214H35ZM171 213V212H170ZM183 213V214H182ZM190 213V212H189ZM199 212H197V214H198ZM139 214V213H138ZM186 214V213H185ZM194 214V213H193ZM28 215H31L30 213L28 214ZM89 215H90V213H89ZM116 215V214H115ZM164 215V214H163ZM163 215H162V217H163ZM13 216V215H12ZM92 216V215H91ZM186 216V215H185ZM187 216H189V214L187 215ZM186 216V217H187ZM201 216V215H200ZM199 216V217H200ZM86 217V216H85ZM87 217H89V216H87ZM170 217V216H169ZM184 217V216H183ZM20 218V217H19ZM95 218V217H94ZM120 218V217H119ZM167 218V217H166ZM189 218V217H188ZM188 218H186V220L188 219ZM201 218V217H200ZM9 219V218H8ZM165 219V218H164ZM190 219V218H189ZM188 219V220H189ZM84 220H85V218H84ZM92 220V219H91ZM90 220V221H91ZM99 220V219H98ZM168 220V219H167ZM203 220V219H202ZM102 221V220H101ZM177 221V220H176ZM195 221V220H194ZM201 221V220H200ZM207 221V220H206ZM205 221V222H206ZM227 221V222H226ZM21 222V221H20ZM95 222V221H94ZM99 222V221H98ZM180 222V221H179ZM199 222V221H198ZM203 222H204V220H203ZM202 222V223H203ZM208 222V221H207ZM225 223L226 222V224L227 223H229V226H228V230H221V226H222V223ZM36 223V222H35ZM38 223V222H37ZM123 223V222H122ZM175 223V222H174ZM174 223H173V225H174ZM183 223H185V222H183ZM194 223H196V221L194 222ZM215 223V224H214ZM125 223H123V225H124ZM176 224H177V222H176ZM197 224V223H196ZM10 225V224H9ZM85 225V224H84ZM108 225V224H107ZM172 225V224H171ZM170 225V226H171ZM182 225V224H181ZM188 225V224H187ZM209 225V224H208ZM211 225V226H212ZM225 225V224H224ZM228 225V224H227ZM6 226V225H5ZM8 226V225H7ZM15 226V225H14ZM197 226V225H196ZM210 226V227H211ZM231 226V227H230ZM126 227V228H127ZM176 227V226H175ZM182 227V226H181ZM205 227H207V226H205ZM230 227V228H229ZM179 228V227H178ZM177 228V229H178ZM208 228V227H207ZM232 228V230L234 229V228H236V229H234L233 231H231L230 229ZM18 229V228H17ZM74 229V228H73ZM94 229V228H93ZM97 229H98V226H97ZM100 230H102L101 228H99ZM129 229L127 230V232H129ZM173 229H174V227H173ZM179 229H181V228H179ZM204 229V228H203ZM224 229H227V228H224ZM131 230H130V233H131ZM165 230H166V228H165ZM170 229H168V231H169ZM211 230H212V228H211ZM98 231V230H97ZM174 231H176V230H174ZM173 231V232H174ZM177 231H179V230H177ZM101 232V231H100ZM205 232H206V230H205ZM213 232H214V230H213ZM2 233V232H1ZM8 233V232H7ZM143 233V232H142ZM103 234V233H102ZM131 234H133V233H131ZM190 234V233H189ZM229 234V233H228ZM229 234V235H230ZM2 235V234H1ZM137 237H139L140 236V232H138L137 234ZM149 235V234H148ZM191 235V234H190ZM190 235H188V236H190ZM212 235V234H211ZM96 236V235H95ZM132 236V235H131ZM188 236H183V237H180L179 238V244H181V245H183L184 246V251L188 254L187 255V258L185 259H183V260H185L186 262H187V264H207L206 263V261H205V259L206 258H203V257H206V256H203V254H202V249H199V246H201V245H198V243H197V241L196 240H194V238H190V237H188ZM192 236V235H191ZM207 236H208V234H207ZM213 236V235H212ZM211 236V237H212ZM223 236V235H222ZM228 236V235H227ZM8 237V236H7ZM99 237V236H98ZM135 237V236H134ZM150 237V236H149ZM209 237V236H208ZM214 237V236H213ZM23 238V237H22ZM31 238V237H30ZM29 238V239H30ZM114 238V237H113ZM112 238V239H113ZM164 238V237H163ZM230 238H231V240H230ZM241 238V239H240ZM112 239H109V238H105V237H103V239H102V243L101 244H103L102 246H108V247H110V245L112 244V242H114L115 241V239H114V241L112 240ZM197 239V238H196ZM200 239H201V237H200ZM101 240V239H100ZM134 240V239H133ZM149 240V239H148ZM147 240V241H148ZM214 240V239H213ZM99 241V240H98ZM218 241V240H217ZM217 241H216V243H217ZM138 242V245L139 246H141V248H143L144 246L142 245V243H141V241H140V238H139V240L137 241ZM99 243V244H100ZM158 243H160L159 245H158V255L157 256H155V259H154V262H153V264H163V261H164V258H163V254H164V248H163V245H162V243H161V241H158ZM210 243V242H209ZM213 243H215L214 241H213ZM218 243H221V242H219L218 241ZM11 245V244H10ZM82 245V244H81ZM155 245V244H154ZM214 245H216V244H214ZM217 245H220V244H217ZM224 245V244H223ZM222 245V246H223ZM113 246V245H112ZM136 246V245H135ZM166 246V245H165ZM203 247L205 246V245H202ZM212 246H213V244H212ZM222 246H220V247H222ZM79 247V246H78ZM107 247V248H108ZM114 247V246H113ZM112 247V248H113ZM214 247V246H213ZM224 247V246H223ZM222 247V248H223ZM7 248V247H6ZM13 248V247H12ZM71 248V247H70ZM69 248V249H70ZM98 248V247H97ZM101 248V247H100ZM105 249V251L106 250H108V251H110V249H111V247L110 248H108V249ZM136 248V247H135ZM206 248V247H205ZM212 248V247H211ZM215 248V247H214ZM217 248H218V246H217ZM221 248V249H222ZM68 248H66V250H67ZM69 249H68V251H69ZM102 249V248H101ZM204 249V248H203ZM220 249V248H219ZM7 250V249H6ZM22 250V249H21ZM87 250V249H86ZM90 250V249H89ZM153 250V249H152ZM202 250V251H201ZM212 250V249H211ZM214 250V249H213ZM9 251V250H8ZM12 251V250H11ZM93 251V250H92ZM146 251V250H145ZM144 251V252H145ZM154 251V250H153ZM215 251V250H214ZM213 251V252H214ZM223 251V250H222ZM13 252V251H12ZM216 252V251H215ZM219 252H220V250H219ZM224 252H225V250H224ZM223 252V253H224ZM5 253V252H4ZM72 253V252H71ZM92 253V252H91ZM97 253L100 255V258H102L103 259V261H104V264H107V261H109V260H107L108 259V257L106 258V256L104 255V253H103V249H102V251H97ZM96 253V254H97ZM106 253H108L107 251H106ZM110 253H111V251H110ZM138 253H139V251H138ZM169 253V252H168ZM212 253V252H211ZM9 254V253H8ZM133 254V253H132ZM173 254V253H172ZM226 254V253H225ZM7 255V254H6ZM68 255H69V253H68ZM85 255V254H84ZM107 255V254H106ZM139 255V254H138ZM153 255V254H152ZM165 255V254H164ZM215 255H217V252H216V254ZM14 256V255H13ZM65 256V255H64ZM72 256V255H71ZM108 256L110 257V255L108 254ZM203 256V257H202ZM219 256V255H218ZM73 257V256H72ZM72 257L71 258H69V260L68 261H71L70 259H72ZM84 257V256H83ZM86 257V256H85ZM91 257V256H90ZM89 257V258H90ZM96 257V256H95ZM111 257H113V255L111 256ZM138 257V256H137ZM167 257V256H166ZM9 258V257H8ZM13 258H15V257H13ZM67 258V259H68ZM93 258V257H92ZM99 258V259H100ZM21 259V258H20ZM85 259H88V256H87V258H85ZM138 259V258H137ZM39 260V259H38ZM93 260L94 259H92V260H86V264H93ZM97 260V259H96ZM101 260V259H100ZM100 260H97V262L99 261V263H100ZM110 260H111V258H110ZM13 261V260H12ZM17 261V260H16ZM62 261V260H61ZM73 261V260H72ZM72 261L70 262V263H72ZM137 261V260H136ZM135 261V262H136ZM148 261H149V254L147 253V252H145V254L143 255V256H141L140 257V263L139 264H147L148 263ZM20 262V261H19ZM106 262V263H105ZM111 262V261H110ZM138 262V261H137ZM137 262H136V264H137ZM170 262V261H169ZM6 263V262H5ZM102 263V262H101ZM111 263H113V262H111ZM110 263V264H111ZM115 263H117L116 261H114V264Z\"/></svg>", "mask_w": 264, "mask_h": 264}]
</instances>
